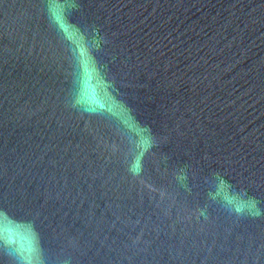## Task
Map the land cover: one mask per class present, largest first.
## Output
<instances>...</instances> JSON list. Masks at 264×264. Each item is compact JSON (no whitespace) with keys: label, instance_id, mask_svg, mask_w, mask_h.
<instances>
[{"label":"water","instance_id":"water-1","mask_svg":"<svg viewBox=\"0 0 264 264\" xmlns=\"http://www.w3.org/2000/svg\"><path fill=\"white\" fill-rule=\"evenodd\" d=\"M0 264H264V0H0Z\"/></svg>","mask_w":264,"mask_h":264}]
</instances>
